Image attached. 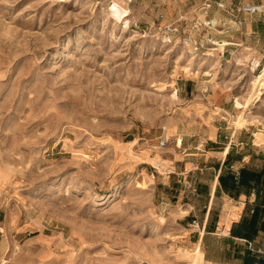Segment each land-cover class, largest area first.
Instances as JSON below:
<instances>
[{"label": "rangeland", "instance_id": "obj_1", "mask_svg": "<svg viewBox=\"0 0 264 264\" xmlns=\"http://www.w3.org/2000/svg\"><path fill=\"white\" fill-rule=\"evenodd\" d=\"M109 1L0 0V264H207L163 184L182 138L264 150V46L194 49L218 28L192 0H114L127 28Z\"/></svg>", "mask_w": 264, "mask_h": 264}, {"label": "crops", "instance_id": "obj_2", "mask_svg": "<svg viewBox=\"0 0 264 264\" xmlns=\"http://www.w3.org/2000/svg\"><path fill=\"white\" fill-rule=\"evenodd\" d=\"M192 1L193 10L200 11L205 0ZM211 1L209 16L229 24L225 27L228 39H224L229 44L223 47L226 56L230 57L234 48L264 46V13H236L234 8L243 0ZM215 2L223 3L224 8ZM184 7L187 11V3ZM236 18L241 19L240 25L235 23ZM234 29L235 36L231 33ZM262 51L260 60H264ZM217 130L213 135L198 136L192 143L186 141V145L182 138L179 152L183 157L173 159L177 164L163 181L171 210L179 226L197 227L191 236L200 244L205 263L264 264V150L253 148L241 138H224ZM227 201L234 207V217L227 227L220 228ZM179 207L183 213L178 212Z\"/></svg>", "mask_w": 264, "mask_h": 264}, {"label": "built area", "instance_id": "obj_3", "mask_svg": "<svg viewBox=\"0 0 264 264\" xmlns=\"http://www.w3.org/2000/svg\"><path fill=\"white\" fill-rule=\"evenodd\" d=\"M130 1V0H128ZM213 5V2L211 0H205L201 7H200V14L202 15V19H197L194 23V28H201V29H209V28H218V33L214 34H207L206 37H202L200 39H188L185 38L184 41L185 43L188 44H192L194 49H204L208 46H218L219 47V43L218 40H220L218 37L216 38V35L222 33L225 29L224 26L226 25L225 22L220 21V22H213V19L209 16V10L211 9ZM215 5L219 8H224L223 3L221 2H215ZM236 13H243V14H255V13H264V3H255V4H242L236 8H234ZM230 11V9H229ZM241 19L240 18H236L235 19V23L240 25L241 24ZM182 29V25L180 26V24L174 25V23H170L167 25H164V27L162 28V31L164 34L170 36L172 34H174L175 32H177L178 30ZM221 42V41H220ZM227 44L223 45L226 46ZM222 47V48H223ZM160 145H165L166 143V138L165 137H161L160 141H159ZM193 223H195V221H193Z\"/></svg>", "mask_w": 264, "mask_h": 264}, {"label": "bare ground", "instance_id": "obj_4", "mask_svg": "<svg viewBox=\"0 0 264 264\" xmlns=\"http://www.w3.org/2000/svg\"><path fill=\"white\" fill-rule=\"evenodd\" d=\"M107 11H108V15L114 21L119 22L120 24H122L123 28H127L128 27V20H127L128 13L116 1L112 0L109 3V5L107 7ZM213 22H216V21L213 20ZM218 43H219L218 44L219 47H222L225 44H229V41H227V40H218ZM209 55L211 56L210 53H209ZM254 61H256V60L253 59L252 63ZM257 66H259V62L257 64ZM252 71H253V69H252ZM251 85H252L251 94H250V97L247 99V102L245 103V106H247L248 102H250L251 99H253L255 97L257 98L262 93V89H264V68L261 70L259 75L253 77V79L251 81ZM235 122H237V124L239 126L245 125L248 122V119L245 117V112H242L241 114L237 115L236 118H235ZM185 254H187V253H185ZM190 264H197V261L196 260H192L190 262Z\"/></svg>", "mask_w": 264, "mask_h": 264}]
</instances>
